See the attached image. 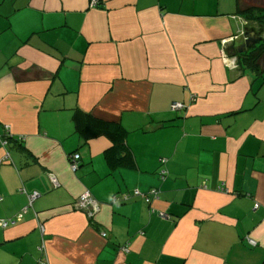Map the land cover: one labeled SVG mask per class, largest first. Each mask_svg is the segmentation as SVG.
<instances>
[{"label": "crops", "instance_id": "obj_1", "mask_svg": "<svg viewBox=\"0 0 264 264\" xmlns=\"http://www.w3.org/2000/svg\"><path fill=\"white\" fill-rule=\"evenodd\" d=\"M91 1L0 0V264H264V71L226 42L238 0ZM77 109L125 129L118 153Z\"/></svg>", "mask_w": 264, "mask_h": 264}, {"label": "trees", "instance_id": "obj_2", "mask_svg": "<svg viewBox=\"0 0 264 264\" xmlns=\"http://www.w3.org/2000/svg\"><path fill=\"white\" fill-rule=\"evenodd\" d=\"M238 14L244 17L245 20L249 22L259 23L261 24V26L264 27L263 10L259 8L247 6L241 0H238ZM239 58L241 59L240 66L244 65L246 68H251L256 72L257 71L263 72L264 71L263 68L264 39H262L257 44L252 45L244 53L239 54ZM73 123L76 132L83 138L85 142H88L89 140L102 136L107 137L110 141H112L115 144L113 149L114 153L119 152L118 149L121 146H123V143L127 137V133L121 125L102 121L100 119L95 118L91 114L85 113L79 109H77L73 115ZM120 157L121 155H119L116 159L120 160L121 159ZM143 194H147V193H143ZM139 198L143 200V198L141 197ZM153 200L155 199H152V201ZM123 201H127V200H123Z\"/></svg>", "mask_w": 264, "mask_h": 264}, {"label": "built area", "instance_id": "obj_3", "mask_svg": "<svg viewBox=\"0 0 264 264\" xmlns=\"http://www.w3.org/2000/svg\"><path fill=\"white\" fill-rule=\"evenodd\" d=\"M100 3V0H92L91 1V7H96L98 6V4ZM245 20V19H244ZM248 22L245 20L242 22L243 28L239 29L238 33L236 34V36L231 37L230 39H228L226 42L232 41L231 43L239 40V39H244L245 36V30H244V26L247 25ZM236 64V60L234 61ZM185 108V106L181 103H173L171 105V109L173 111H178V110H183ZM8 144V140L4 141V145ZM79 159H80V155L79 154H75L72 156V159L70 161V166L72 171L76 172L79 170ZM163 163H165V160L162 161ZM167 174V171L163 170L161 172L162 177L164 178ZM160 195V191L157 189H153L151 190V192L147 195V194H143L140 191H135L134 192V196L135 197H141L143 198V200H145L147 203H150L152 201V199H158ZM39 197V194L37 192L33 193L31 196H29L30 199V203L33 202L34 200H36ZM129 196L124 197V200H128ZM114 203L117 202V198H114ZM75 209L77 210H81L86 212V214L89 217H93L95 216V214L97 212L100 211L101 209V204L91 195V193L89 191H86L84 194H82L78 200L76 201L75 205H74ZM14 224L13 221H5V220H0V228H7L9 225ZM103 236L105 237L106 234H103ZM250 244L253 246H256V243L252 240H249Z\"/></svg>", "mask_w": 264, "mask_h": 264}, {"label": "rangeland", "instance_id": "obj_4", "mask_svg": "<svg viewBox=\"0 0 264 264\" xmlns=\"http://www.w3.org/2000/svg\"><path fill=\"white\" fill-rule=\"evenodd\" d=\"M244 4L250 7L259 8L264 11V0H241ZM245 34L248 31H253L256 34L257 38L264 39V27L259 23L248 22L247 25L244 26ZM244 40L241 38L235 42H239L241 44ZM232 41H229L231 43Z\"/></svg>", "mask_w": 264, "mask_h": 264}, {"label": "water", "instance_id": "obj_5", "mask_svg": "<svg viewBox=\"0 0 264 264\" xmlns=\"http://www.w3.org/2000/svg\"><path fill=\"white\" fill-rule=\"evenodd\" d=\"M244 41L241 43V45L235 49L234 48V52H233V56L238 57V66L241 64V59L239 58V54L244 53L245 51H247L252 45L257 44L258 42H260L262 39L261 38H257L255 32L253 31H248L245 36H244Z\"/></svg>", "mask_w": 264, "mask_h": 264}, {"label": "clouds", "instance_id": "obj_6", "mask_svg": "<svg viewBox=\"0 0 264 264\" xmlns=\"http://www.w3.org/2000/svg\"><path fill=\"white\" fill-rule=\"evenodd\" d=\"M247 21V20H246ZM249 22V21H248ZM238 33V32H237ZM233 43H235V42H233ZM236 57V56H235ZM8 142H9V140H8Z\"/></svg>", "mask_w": 264, "mask_h": 264}]
</instances>
